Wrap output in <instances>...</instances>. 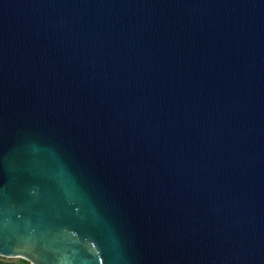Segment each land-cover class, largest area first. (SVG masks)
<instances>
[{
	"label": "water",
	"instance_id": "1",
	"mask_svg": "<svg viewBox=\"0 0 264 264\" xmlns=\"http://www.w3.org/2000/svg\"><path fill=\"white\" fill-rule=\"evenodd\" d=\"M0 256L264 264V0H0Z\"/></svg>",
	"mask_w": 264,
	"mask_h": 264
},
{
	"label": "trees",
	"instance_id": "2",
	"mask_svg": "<svg viewBox=\"0 0 264 264\" xmlns=\"http://www.w3.org/2000/svg\"><path fill=\"white\" fill-rule=\"evenodd\" d=\"M0 264H31V263L23 258L11 259L0 256Z\"/></svg>",
	"mask_w": 264,
	"mask_h": 264
},
{
	"label": "rangeland",
	"instance_id": "3",
	"mask_svg": "<svg viewBox=\"0 0 264 264\" xmlns=\"http://www.w3.org/2000/svg\"><path fill=\"white\" fill-rule=\"evenodd\" d=\"M17 257H12L11 259H16Z\"/></svg>",
	"mask_w": 264,
	"mask_h": 264
}]
</instances>
